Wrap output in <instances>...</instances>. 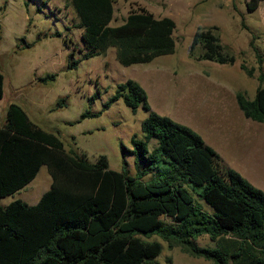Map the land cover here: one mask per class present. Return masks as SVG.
<instances>
[{"label":"trees","instance_id":"1","mask_svg":"<svg viewBox=\"0 0 264 264\" xmlns=\"http://www.w3.org/2000/svg\"><path fill=\"white\" fill-rule=\"evenodd\" d=\"M71 1L85 52L78 59L69 53L67 70L108 47L115 48L122 66L149 63L172 53L170 19H155L141 11L110 27V5ZM263 1L243 3L252 12ZM214 29L193 33L189 56L230 65L234 58L223 52ZM250 46L257 86L252 99L237 92L235 102L244 118L264 128L263 58ZM240 68L246 76L253 75L254 69ZM54 78L55 74H48L38 82ZM2 86L0 73V99ZM118 99L131 111L140 107L146 113L140 123L142 139L131 136V150L122 149L124 166V155L132 156L133 175L125 168L109 169L104 156L89 162L84 154L66 152L54 134L30 123L18 105H8L0 126V198L26 183L41 165L50 176L51 188L35 208L15 202L0 209V264H157L162 246L150 239L153 236L167 249L177 247L211 264H264V191L222 165L217 153L191 129L151 111L137 82L128 79L117 84L104 109ZM63 104L60 99L53 109ZM98 115L85 111L79 120ZM151 139L155 145L148 149ZM187 187L213 212L202 211ZM204 235L216 241L215 248L195 244Z\"/></svg>","mask_w":264,"mask_h":264},{"label":"rangeland","instance_id":"2","mask_svg":"<svg viewBox=\"0 0 264 264\" xmlns=\"http://www.w3.org/2000/svg\"><path fill=\"white\" fill-rule=\"evenodd\" d=\"M93 1L110 5V27L120 26L128 16L141 11L155 19H170L172 53L149 63L122 66L115 48L108 47L67 70V55L72 53L73 59H78L85 52L72 1L0 0V125L8 105H18L30 123L54 134L66 152L84 154L89 162L104 156L109 169L125 168L133 175L132 156L124 155V166L122 149L131 150V136L142 139L140 123L146 113L140 107L131 111L121 99L104 109L116 85L129 79L142 87L151 111L191 129L217 153L222 165L264 191V128L244 118L235 102L237 92L252 99L257 86L250 44L263 58L264 73V1L252 12L245 9L243 0ZM209 28H215L212 31L223 52L233 56L232 64L218 65L189 56L193 33ZM30 43L32 46H24ZM240 65L254 69L253 75L246 76ZM48 74H55L53 81L38 82ZM60 99L63 106L53 109ZM85 111L99 115L79 120ZM154 145L151 139L147 147ZM50 188V176L41 165L26 183L0 198V209L15 202L35 208ZM187 189L202 211L213 212L192 188ZM150 239L162 246L157 264H211L177 247L167 249L158 237ZM194 242L202 248L217 245L205 235Z\"/></svg>","mask_w":264,"mask_h":264},{"label":"crops","instance_id":"3","mask_svg":"<svg viewBox=\"0 0 264 264\" xmlns=\"http://www.w3.org/2000/svg\"><path fill=\"white\" fill-rule=\"evenodd\" d=\"M1 126V125H0Z\"/></svg>","mask_w":264,"mask_h":264}]
</instances>
